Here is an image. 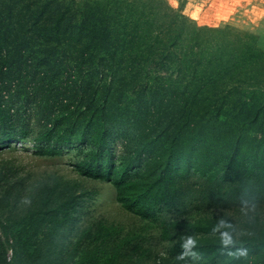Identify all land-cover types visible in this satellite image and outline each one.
<instances>
[{
  "label": "trees",
  "instance_id": "trees-1",
  "mask_svg": "<svg viewBox=\"0 0 264 264\" xmlns=\"http://www.w3.org/2000/svg\"><path fill=\"white\" fill-rule=\"evenodd\" d=\"M29 138L40 157L76 147L77 174L109 184L122 210L157 223L161 238L174 242L175 262L231 260L220 244L228 231L230 247L253 256L246 264H264V235L241 244L228 224L172 218L185 208V192L195 193L193 208L264 201V51L255 34L198 25L166 0H0V149ZM4 196L9 203L11 192ZM60 199L47 197L43 219L30 208L3 227L13 245L10 261L0 247V264L36 253L38 233L47 259L71 246L63 264L147 259L142 234L120 237L101 222L78 226L93 193ZM187 236L197 256L179 261ZM234 256L224 264L243 259Z\"/></svg>",
  "mask_w": 264,
  "mask_h": 264
},
{
  "label": "rangeland",
  "instance_id": "rangeland-1",
  "mask_svg": "<svg viewBox=\"0 0 264 264\" xmlns=\"http://www.w3.org/2000/svg\"><path fill=\"white\" fill-rule=\"evenodd\" d=\"M174 8L182 9V13L194 19L198 25L211 27L230 26L243 31H248L258 37V46L264 51V0H166ZM19 105V102L17 103ZM29 128L36 131L37 124L29 120ZM114 136H117L113 130ZM116 155L121 151L120 139L114 142ZM33 142L12 141L0 149V247L6 250V259L9 260L10 247L13 240L5 235L3 227H8L30 208L37 214L38 218H45L50 205H46L47 197L56 199V203L62 201L68 191L78 196L82 192L94 194V200L84 205L79 214L78 226L95 225L101 222L106 225H114L120 231V237L129 235L135 238L139 234L144 235V248L147 249V259L143 264H180L175 262V257H170L168 248L173 241L163 240L160 236V227L157 223L141 220L121 209L114 200L113 188L103 182L93 181L80 177L74 170L78 157L76 147L70 148L64 155L55 158L40 157L34 154ZM191 178L190 182H194ZM58 184L57 194H49V189ZM19 188L21 187L20 191ZM194 189V188H192ZM20 191V192H17ZM6 192H11L10 202L4 200ZM18 200L15 204L16 194ZM194 192H185V208L174 213L173 220L179 222L217 221L231 226L233 233L241 244L251 237L264 235V201L254 205L225 206L219 202L218 206L208 208L197 204L193 208ZM223 206L225 209L223 210ZM222 207V208H221ZM129 239V237H127ZM139 238V237H138ZM137 238V239H138ZM72 242L76 238L71 236ZM43 236L38 233L32 239V245L37 252L26 257L23 252H18L16 264H63L68 248L58 246L52 255L53 258L43 257L45 250H40ZM67 244L70 242L67 239ZM73 246V245H72ZM1 253V250H0ZM236 256L221 259L217 257L219 264L232 261ZM253 256L246 253L241 262L246 264ZM13 260V253L12 258Z\"/></svg>",
  "mask_w": 264,
  "mask_h": 264
},
{
  "label": "clouds",
  "instance_id": "clouds-1",
  "mask_svg": "<svg viewBox=\"0 0 264 264\" xmlns=\"http://www.w3.org/2000/svg\"><path fill=\"white\" fill-rule=\"evenodd\" d=\"M217 229L216 227L213 228V231L215 232ZM220 244L221 247L228 249L227 254L230 256L234 255H246L247 250L244 248H235L233 250L230 246L235 244V241L233 239V236L230 232L224 231L221 233L220 236ZM197 247V241L192 236H187L182 239L181 243V249L182 251L178 254L176 257L179 261H186V257H193L195 258L197 256V252L195 251Z\"/></svg>",
  "mask_w": 264,
  "mask_h": 264
}]
</instances>
